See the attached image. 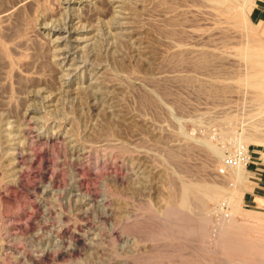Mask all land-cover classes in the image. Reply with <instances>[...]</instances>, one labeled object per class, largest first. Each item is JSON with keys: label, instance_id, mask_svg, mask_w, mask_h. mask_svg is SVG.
<instances>
[{"label": "rangeland", "instance_id": "1", "mask_svg": "<svg viewBox=\"0 0 264 264\" xmlns=\"http://www.w3.org/2000/svg\"><path fill=\"white\" fill-rule=\"evenodd\" d=\"M226 3L0 0V264L255 261L264 0Z\"/></svg>", "mask_w": 264, "mask_h": 264}, {"label": "bare ground", "instance_id": "2", "mask_svg": "<svg viewBox=\"0 0 264 264\" xmlns=\"http://www.w3.org/2000/svg\"><path fill=\"white\" fill-rule=\"evenodd\" d=\"M214 3L220 4V5H228L226 3V1L228 2V0L224 1V0H211ZM232 1V0H231ZM234 1V0H233ZM233 6V5H232ZM232 8V7H231ZM230 8V9H231ZM230 11V10H229ZM232 15V14H231ZM233 16V15H232ZM238 18V17H237ZM262 28V27H261ZM174 31V30H173ZM248 50V49H247ZM249 51V50H248ZM247 51V52H248ZM253 52V51H252ZM244 53V52H243ZM258 53V52H257ZM247 55V53H246ZM243 56V55H242ZM263 56V55H262ZM264 57V56H263ZM247 60L250 62V64H252V66L254 65H259L262 64V61L264 62L263 59H261L259 53L255 55H247L246 56ZM244 59V58H243ZM247 61V63H248ZM264 66V65H262ZM259 68V67H258ZM264 68H261V70ZM261 72V71H260ZM258 74V73H257ZM258 77L260 76V80L258 81H250V84L252 86H261L262 88H264V73H260V75H257ZM244 78V77H243ZM240 79V78H239ZM238 79V80H239ZM245 80V78H244ZM255 80V79H254ZM248 84V83H247ZM254 89V88H253ZM256 89V88H255ZM261 89V88H260ZM261 93V92H260ZM263 94L261 97L259 98H263ZM257 97V96H256ZM143 102V101H142ZM255 138V137H254ZM261 139V138H260ZM257 142V141H256ZM242 149V148H241ZM243 150V154L246 157V151L244 149ZM243 157V156H242ZM241 157V158H242ZM244 160V159H243ZM242 160V161H243ZM247 160V158H246ZM240 160V162H242ZM245 163V162H244ZM244 163L242 164H236V166L231 167L230 168V172H231V177L232 179L235 180H240L244 177ZM235 165V164H234ZM229 190L231 191V189H228L227 191L229 192ZM233 190V188H232ZM236 191V190H235ZM225 192V190L221 187H210V186H197V185H185L181 188L179 195H177V197H174L170 200V207L172 209H179V210H185L189 207L190 203H192V201H196V202H201L202 200H206V199H214L217 198L219 196H221L223 193ZM228 192L226 195H228ZM235 193V192H233ZM230 194V193H229ZM173 195V194H172ZM170 197V196H169ZM170 208V209H171ZM171 209V210H172ZM256 259H254L255 261L252 264H264V249L256 254Z\"/></svg>", "mask_w": 264, "mask_h": 264}, {"label": "crops", "instance_id": "3", "mask_svg": "<svg viewBox=\"0 0 264 264\" xmlns=\"http://www.w3.org/2000/svg\"><path fill=\"white\" fill-rule=\"evenodd\" d=\"M259 21L262 20L263 23L260 24V27L264 29V4L259 7L258 15ZM255 168L260 170V173L264 174V155L258 154L256 157H253V160L250 161Z\"/></svg>", "mask_w": 264, "mask_h": 264}, {"label": "built area", "instance_id": "4", "mask_svg": "<svg viewBox=\"0 0 264 264\" xmlns=\"http://www.w3.org/2000/svg\"><path fill=\"white\" fill-rule=\"evenodd\" d=\"M233 162V161H232Z\"/></svg>", "mask_w": 264, "mask_h": 264}]
</instances>
